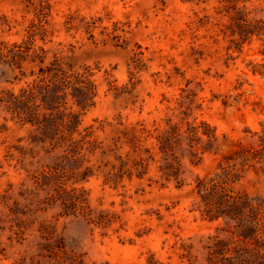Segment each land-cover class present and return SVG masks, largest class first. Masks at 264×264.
<instances>
[{"label": "rangeland", "instance_id": "rangeland-1", "mask_svg": "<svg viewBox=\"0 0 264 264\" xmlns=\"http://www.w3.org/2000/svg\"><path fill=\"white\" fill-rule=\"evenodd\" d=\"M243 20L264 0H0V264H53L60 238L89 264H206L228 224L200 180L262 227L264 34L229 50Z\"/></svg>", "mask_w": 264, "mask_h": 264}, {"label": "trees", "instance_id": "trees-1", "mask_svg": "<svg viewBox=\"0 0 264 264\" xmlns=\"http://www.w3.org/2000/svg\"><path fill=\"white\" fill-rule=\"evenodd\" d=\"M237 29L231 36L238 35L239 39L232 40L233 46L229 50L241 51L243 44L251 37L264 34V21L253 24L243 20ZM252 73L263 75V72L257 70H252ZM81 106L85 107L83 104ZM224 185V181L216 180H200L197 184L204 204L203 217L209 221L223 218L228 224V229L224 230L228 234L226 238L210 236L203 245L206 264H264V222L259 228L257 221H250L247 211L256 210L253 201L232 195ZM42 249L45 254L40 256L53 264H89L82 255L73 251L67 252L63 238L54 246L45 244Z\"/></svg>", "mask_w": 264, "mask_h": 264}]
</instances>
